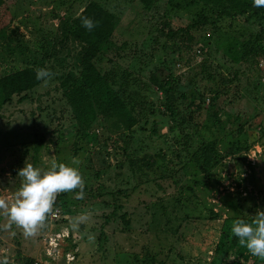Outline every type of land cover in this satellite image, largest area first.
<instances>
[{
	"label": "rangeland",
	"instance_id": "rangeland-1",
	"mask_svg": "<svg viewBox=\"0 0 264 264\" xmlns=\"http://www.w3.org/2000/svg\"><path fill=\"white\" fill-rule=\"evenodd\" d=\"M89 1L118 18L112 46L95 55L93 63L101 73L113 75L114 89L122 86L125 104L139 118L130 130L97 122V136L80 143L74 153L76 123L61 82L67 77L80 81L83 45L65 28L70 31ZM154 3L145 10L139 0H4L0 77L27 66L36 71L47 68L55 75L25 96L0 101V196H14L21 182L17 172L25 162L42 170L53 161L76 167L74 157L80 161L85 187L102 194L89 197L84 192L83 199L76 198L79 190L59 194L61 218L48 217L30 237L15 225L5 230L8 219L0 214V260L149 264L144 259L157 253L163 264L236 261L233 252L217 249L224 225L264 211V55L241 56L246 45L264 46V7L256 15L230 16L206 0ZM197 17H205L207 24L192 29L187 34L191 39L184 32L166 34ZM203 59L210 61L206 72L212 71L215 80L195 76ZM156 72L169 76L176 86L174 118L165 107L164 94L149 81ZM194 85L202 91L200 108L188 107V100L180 97L189 96ZM237 113L247 121L240 138L232 134ZM34 133L44 139L38 156L32 148ZM238 138L247 150H230ZM208 141H215L221 159L204 173L193 153ZM144 156L153 161L150 166L146 159L141 161ZM129 160H138L132 171ZM119 188L124 190L117 192ZM114 205L118 208L107 224L105 217ZM82 213H91L90 219L73 230L71 222ZM61 233L68 236L58 238ZM101 233L106 238L100 243ZM49 236L57 237L56 246L48 244ZM63 251L70 252L69 261Z\"/></svg>",
	"mask_w": 264,
	"mask_h": 264
},
{
	"label": "trees",
	"instance_id": "trees-1",
	"mask_svg": "<svg viewBox=\"0 0 264 264\" xmlns=\"http://www.w3.org/2000/svg\"><path fill=\"white\" fill-rule=\"evenodd\" d=\"M142 4V7L145 10H150L155 4V0H139ZM214 4H217L222 7L220 14L232 15L231 13L235 12L237 14H247L250 12L255 15L258 11H261V8L253 6V0H206ZM4 4V0H0V9ZM229 5V8H227ZM81 17H88L92 19L96 26L89 31L82 26ZM118 18L113 13L104 9L95 1H89L83 9L80 11L79 15L73 20L70 31L65 28L66 32H69L71 36L83 45L82 54L79 61V66L81 67L80 72V81L72 77H67L61 82L63 87V96L71 108L73 117L76 123L75 128V140L73 141V151L74 153L80 148V143L89 142L93 135H96V132H99L98 128H95L97 122L104 123L106 125L122 127L126 129H132L138 121L139 113L134 114L132 109L129 108L123 99V94H121L122 86L119 85L118 88L114 89L115 82L114 77L110 72L101 73L93 63V58L100 51H105L112 46L110 43V38L113 30L117 26ZM207 19L205 17H197L195 20L187 23L184 27L180 26L176 29H168L167 35L170 37L175 36L177 33L184 32L186 35L192 29L202 28L206 26ZM187 38L191 39L187 35ZM248 42V40H247ZM245 51L241 55L242 57H257L264 55V46L254 49L251 46H244ZM210 61L203 59L197 65V71L195 76H199L200 79L205 81L215 80V75L212 71L206 72L207 66H211ZM149 81L151 84L157 87V89L164 94L165 98V107L170 111L172 118L175 117V89L176 86L173 83V80L169 76H164L162 73H153L149 76ZM40 80L36 78V70L27 66L25 68L19 69L17 71L11 72L4 76L0 77V101L7 102L12 98L13 95L25 96L24 93L35 88L40 84ZM189 96L186 93H180V97L183 100H188L187 106L190 107L193 104L196 105V108H200V105L203 103L204 99L202 96L201 88L198 85H194L189 91ZM215 100V97L212 98ZM238 113L235 121V129L232 132L234 137H241L245 132V123L247 122L244 118L243 121L239 119ZM264 135V132L263 134ZM237 142H231L230 150L233 152H239L241 149H246L247 146L241 144V139ZM230 143V142H228ZM44 144L43 136L39 133H34L32 140V148L35 153V156L39 155V152ZM264 145V143H261ZM194 162L202 172H207L210 168L216 166V164L221 159V155L216 151L215 141H208L202 144L199 149L193 153ZM146 159L145 165L150 166L153 161L150 157H142L141 161ZM139 160V159H138ZM138 160H129V164L132 171V166L135 165V162ZM137 169H140L137 166ZM124 190V189H123ZM118 189L117 192L123 191ZM115 191V190H114ZM114 191H106L109 194ZM84 192L88 193V196L92 197H101V192H98L93 188H84ZM59 201H56L55 206H59ZM117 205H114V208L111 212L106 215L105 223L110 222L112 215L116 213ZM121 218L125 224H127V218L121 215ZM243 218L247 221H251L253 216H240L235 217L232 220H229L224 225L222 234L220 236L219 244L217 249L223 251L233 252L236 256V261L232 264H260L264 262V259H261L257 256L251 255L245 247H241L238 242V238L235 237L231 231L233 221ZM105 235L103 233L99 236L100 243L104 241ZM157 261V264H163L162 259L159 258L157 253L149 254L148 257L144 259V262L153 264ZM23 264H34L32 259H26Z\"/></svg>",
	"mask_w": 264,
	"mask_h": 264
},
{
	"label": "clouds",
	"instance_id": "clouds-1",
	"mask_svg": "<svg viewBox=\"0 0 264 264\" xmlns=\"http://www.w3.org/2000/svg\"><path fill=\"white\" fill-rule=\"evenodd\" d=\"M253 6L264 7V0H253ZM82 26L91 31L96 23L88 18L81 17ZM55 74L47 68L36 71L37 80L45 84ZM74 166L53 161L47 170L34 167L31 163L18 170L17 176L21 178L20 187L9 198L0 196V214L5 215L8 223L5 230H11L13 225L23 229L26 237L34 236L45 225L50 215L55 214L54 204L59 194L79 190L77 199L84 198L85 181L79 170L78 158L72 160ZM91 213H82L75 217L70 224L73 230L86 224ZM231 231L238 238L239 245L245 247L253 256L264 259V211H258L251 221L238 218L233 221ZM15 235V232H12ZM95 236L90 235L89 240L94 241ZM0 264H8V259L0 260Z\"/></svg>",
	"mask_w": 264,
	"mask_h": 264
},
{
	"label": "built area",
	"instance_id": "built-area-1",
	"mask_svg": "<svg viewBox=\"0 0 264 264\" xmlns=\"http://www.w3.org/2000/svg\"><path fill=\"white\" fill-rule=\"evenodd\" d=\"M54 210H55V214L54 215H50L49 217H50L51 220H55L56 221L59 218H61V209H60L59 206H56V207H54ZM67 236H68V234L67 235H64L63 233L58 234V238L67 237ZM56 239H57V237L55 238V237L49 236L48 237V244L49 245L54 244V246H56L58 244V243H56ZM46 254L51 255L52 253H50L49 249H48V252ZM62 254L65 255L66 261L70 260V252L69 251H65V252L63 251Z\"/></svg>",
	"mask_w": 264,
	"mask_h": 264
}]
</instances>
